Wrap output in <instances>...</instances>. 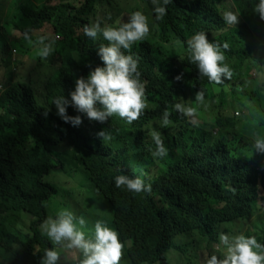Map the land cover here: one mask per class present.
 <instances>
[{"label":"trees","instance_id":"1","mask_svg":"<svg viewBox=\"0 0 264 264\" xmlns=\"http://www.w3.org/2000/svg\"><path fill=\"white\" fill-rule=\"evenodd\" d=\"M59 1L49 6L47 0L33 10L28 0H18L14 6L10 0H0L4 59L12 51L2 33L7 7L13 14L6 23L20 34L14 39L19 47L25 49L28 42L36 45L40 38L36 34L48 26L55 41L50 66L58 59L57 69L44 85L43 103L30 84L1 77L0 264H39L46 248L57 250L58 264H79L78 251L76 261L65 262L64 248L53 245L38 228L44 218L65 208L86 219V237L97 219L118 233L122 245L118 264H168L169 250L182 263L187 247L199 243L210 256L219 244L217 225L248 223L256 214L264 217V161L251 149L253 140L240 120L224 112L231 109L264 117V83L260 82L264 21L252 11L257 0H170L159 19L153 0H140L149 22L148 35L122 51L138 61L147 106L131 124L117 115L103 123L81 115L78 127L63 123L51 102L59 95L67 98L77 78L101 66L96 49L106 41L84 36L83 27L93 22L101 27L117 25L141 8L133 0ZM224 10L237 13L235 25L224 24ZM196 31H204L209 42L228 44L221 51L233 71L230 79L210 83L189 63L184 41ZM249 65L257 71L256 78L248 75ZM198 91L206 107L197 105ZM177 103L191 108V114L177 112L173 107ZM165 112L170 123L161 127ZM67 114L77 115L71 107ZM102 129L110 133V140L96 135ZM153 130L161 135L165 156L151 155ZM120 174L139 176L149 191L117 188L114 177ZM58 175L70 185L56 183ZM258 192L261 208L255 207ZM66 195L70 204L63 202ZM15 213L28 216L27 227L13 229L5 223V217ZM258 228H264V220ZM254 231L250 227L243 235L264 245V231L250 233ZM194 236L199 241L185 243L184 238Z\"/></svg>","mask_w":264,"mask_h":264},{"label":"clouds","instance_id":"2","mask_svg":"<svg viewBox=\"0 0 264 264\" xmlns=\"http://www.w3.org/2000/svg\"><path fill=\"white\" fill-rule=\"evenodd\" d=\"M169 3L170 0H153L155 5L153 11L157 19L165 15ZM252 11L264 21V0H257ZM221 18L225 25L231 27L237 22V13L233 10H224ZM148 32V18L141 11L131 12L126 21L117 25L101 27L99 22H93L90 26L85 25L84 36L92 40L99 36L106 41L96 49L101 66L90 70L86 77L77 78L67 98L59 95L52 99L51 104L55 106L57 117L71 127H78L82 123L81 115L89 121L98 123L105 122L113 115L119 116L128 124L138 119L147 106L144 86L140 81L137 59L133 55L124 54L122 49L127 51L134 42L144 39ZM24 39L28 40L29 36L25 34ZM54 43V39L40 37L36 41L38 55L47 58L53 51ZM184 44L188 61L195 65L199 76L206 77L210 83L217 85L233 76L232 69L224 63L225 55L221 51V48H228L227 43L218 45L209 42L204 31H196L184 41ZM194 98L197 102H202L203 94L198 91ZM69 107L77 115H68ZM173 107L177 112L188 115L192 111L181 103ZM169 123L168 113L165 112L160 120L161 127ZM96 135L105 141L112 138L110 133L103 129ZM151 140L155 145L151 155L165 156L167 150L158 131L151 132ZM251 149L264 153V137L254 138ZM114 184L117 188L124 186L126 190L136 193L147 192L150 187L139 176L130 178L123 174L114 177ZM86 227L87 221L83 216H76L66 208L58 210L55 216H47L38 225L40 234L53 245L77 250L80 253L79 264H118L122 248L118 233L101 219L93 222L91 235L88 237L85 234ZM221 246L223 258L213 254L204 264H264V245L258 243L253 236L245 237L243 234L229 236L221 233L217 247ZM59 259L60 255L55 248H46L39 264H58Z\"/></svg>","mask_w":264,"mask_h":264},{"label":"rangeland","instance_id":"3","mask_svg":"<svg viewBox=\"0 0 264 264\" xmlns=\"http://www.w3.org/2000/svg\"><path fill=\"white\" fill-rule=\"evenodd\" d=\"M18 0H10V6H14L17 3ZM47 0H28L30 4V9L37 10L38 8L45 5ZM138 8H141V12H143V4L140 0H133ZM60 3L59 0H49L48 5H58ZM13 11L10 10V7H7L5 12V18L6 20H9L12 17ZM3 20L4 23L2 24V33L5 35V38L8 42V45L12 51H10V54L4 57L0 54V61H4L0 64V84L3 82L1 81L2 78H7L9 80H12L14 82L21 81L26 82L30 84L32 87L35 96L37 100L40 103L44 102V92L43 88L47 81V79L52 75L53 68L57 69L58 66V59L54 61L53 67L50 66V58L51 54L47 58H41V62L37 63V59L40 57L37 53V44L32 46V42L24 43V48L21 49L19 47V43L15 42V37L20 38V34L17 32H13L11 27L6 23L7 21ZM14 33V35H13ZM36 37H49L51 39H54V37H51V30L48 26H45L42 30H40ZM58 40V39H57ZM54 47V45H53ZM28 49V51H27ZM13 50H17L16 53ZM9 58V59H8ZM9 62H6V61ZM10 68V71H9ZM13 74V76H12ZM248 75H250L252 78H256L258 73L257 71L249 65L248 67ZM261 83H264V75L263 80L260 81ZM0 89L1 85H0ZM237 104V102H235ZM197 105L200 107H206L202 102H197ZM225 114H232L234 118H237L240 120V126L242 130L245 131L247 137L254 140L256 137H264L263 128H264V117H256V113L253 115H248L246 112H240L239 110H227L224 111ZM198 122V119L195 121V123ZM260 122V125H259ZM216 133V131H215ZM255 154H257L263 161H264V153L257 152L253 150ZM47 180V179H46ZM55 182L59 185H62L63 187H67V185H70V182H67V180L62 177L61 175H58L55 177ZM48 181H51L49 178ZM64 183V185L62 184ZM261 194L258 192V200L256 201V206L258 208H261ZM63 202L66 204H70V198L66 195L63 199ZM77 204V202H75ZM59 205V202L57 203ZM257 212V211H256ZM28 216L23 213H15L11 215H7L5 217V223L13 229H23L28 226L29 219ZM264 220L263 216H259L256 214L253 220H251L248 223H236V224H228V225H217L216 226V233L218 236L221 233L227 234L229 236L244 234L246 230H249L250 227L256 228V231L250 232L253 235L256 234L258 231H264V228H258V224ZM249 233V232H248ZM179 239V238H178ZM185 243L188 244L191 240L192 241H199L198 236H194L192 238H184ZM219 245V244H218ZM215 245L213 249L210 251L212 252L211 255L215 254L218 256V258H223V248L222 246L218 248ZM56 246V245H55ZM66 255L65 262L68 261V259H71L73 261L77 260V255L79 254L77 250H68L63 249ZM203 250V246L199 243L198 245L188 246L186 255L182 260V263L180 261L173 259V250H169L166 254V261L168 264H204L205 260L209 257Z\"/></svg>","mask_w":264,"mask_h":264}]
</instances>
